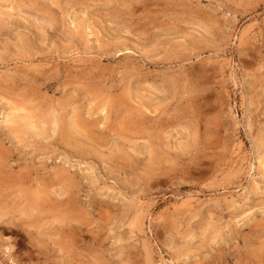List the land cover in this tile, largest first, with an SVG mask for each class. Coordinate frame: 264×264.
<instances>
[{"label":"rangeland","instance_id":"rangeland-1","mask_svg":"<svg viewBox=\"0 0 264 264\" xmlns=\"http://www.w3.org/2000/svg\"><path fill=\"white\" fill-rule=\"evenodd\" d=\"M24 1L0 0V264H264V0H56L44 44Z\"/></svg>","mask_w":264,"mask_h":264},{"label":"bare ground","instance_id":"bare-ground-1","mask_svg":"<svg viewBox=\"0 0 264 264\" xmlns=\"http://www.w3.org/2000/svg\"><path fill=\"white\" fill-rule=\"evenodd\" d=\"M6 1H10V0H6ZM23 1V0H22ZM127 1V0H126ZM20 2V1H19ZM19 2H18V5H13V6H17V9L19 10V14H21L22 16H25V18H27V19H29L32 23H33V25H35L37 28H39L40 29V31H41V34H40V37H39V41L42 43V44H44L47 40H46V37H47V29L48 28H51V27H53L54 26V23H55V17H57V15L55 14V12L57 13L58 12V10H57V8H56V6H54V5H58V3H57V1L56 0H51V2H52V4H50V5H47V6H43L42 4H43V2H41L42 4H39V6H33V5H29V4H27V5H25L24 6V4L26 3V2H35V0L33 1H31V0H26V2L23 4V6H22V4H20L19 5ZM60 2V1H59ZM122 2V1H121ZM127 2H129V1H127ZM36 4H38V3H36ZM48 4V3H47ZM74 4V3H73ZM35 5V4H34ZM60 5V4H59ZM132 6V5H131ZM71 7V6H70ZM69 7V8H70ZM131 8V7H130ZM14 9V8H13ZM16 9V10H17ZM62 9V8H61ZM110 10V9H109ZM132 11V10H131ZM126 12V11H125ZM104 14V13H103ZM110 14V13H109ZM112 14V13H111ZM111 14H110V16H111ZM115 14V13H114ZM105 16L106 17H108V15L107 14H105ZM112 17V16H111ZM110 17V18H111ZM118 18H119V15L117 16ZM116 16L115 17H112V19L111 20H113L114 22H115V24L116 25H118L119 26V21H118V18H117ZM10 18H11V14L10 13H2L1 12V16H0V34H1V32L4 30V29H6L8 26H9V24H10ZM109 18V17H108ZM57 19V18H56ZM107 21V20H106ZM57 22V21H56ZM111 21H109V23H110ZM124 22V21H123ZM113 23V22H112ZM128 25V24H127ZM34 27V26H33ZM115 27V26H114ZM118 28V27H117ZM120 28V27H119ZM115 31V30H114ZM123 31V30H122ZM127 31V30H126ZM120 33V32H119ZM78 34V33H77ZM11 85V84H10ZM150 86V85H149ZM13 87V86H12ZM4 88H7V87H4ZM14 88V87H13ZM151 88H154L155 90H157L156 92H159V94L160 93H164V92H166L167 93V90L166 89H164L163 87H161L160 85H156L155 86V84L153 85V87H151ZM6 90V89H5ZM17 90V89H16ZM8 91H10L9 89H8ZM159 94H158V96H159ZM10 95V94H9ZM30 98V97H29ZM141 98V97H140ZM16 99V98H15ZM154 99H156V98H154ZM154 99H152V100H154ZM174 99V98H173ZM10 100H11V97H10ZM9 100V101H10ZM12 100H13V98H12ZM18 100V99H17ZM69 100V101H68ZM65 99V101H63L64 102V104H70V102H73L74 101V97H71V98H69V99ZM159 100V99H158ZM161 100V99H160ZM26 101H28V100H26ZM157 101V100H156ZM15 102V101H14ZM14 102H13V104H14ZM17 102V101H16ZM22 102V101H21ZM30 102V101H29ZM77 102V101H76ZM145 102V101H144ZM154 103V102H153ZM8 104H10V103H8ZM63 104V103H62ZM25 105V104H24ZM27 105V104H26ZM25 105V106H26ZM23 106V105H22ZM24 106V107H25ZM66 106V105H65ZM150 106V105H149ZM52 107V106H51ZM14 108V111H17L18 109H17V107H13ZM21 108H23V107H21ZM29 108V107H28ZM27 108V109H28ZM25 109V108H24ZM58 110H59V107L57 108ZM148 109V108H147ZM65 110V109H64ZM27 111V110H26ZM66 111V110H65ZM9 112V111H8ZM18 112V111H17ZM21 112V111H20ZM142 112V111H141ZM141 114V113H140ZM52 115V119L51 120H49L50 122H52V125L53 126H55V128L57 127V131H58V133L59 134H64V136H69V132L67 131V127L65 128V127H62V126H60V122H61V117L58 115V113H53V114H51ZM63 115V114H62ZM66 115V114H65ZM34 116V115H33ZM49 116V115H48ZM28 117V116H27ZM43 117V119H44V116H42ZM73 117V116H72ZM75 117V116H74ZM139 117H140V115H139ZM13 119H15L17 122H19V120L20 119H23V121H24V119L25 118H23L21 115H17V114H14L13 115ZM12 119V120H13ZM32 119H34V118H32ZM42 119V120H43ZM141 120V119H140ZM27 121V120H26ZM32 121V120H31ZM40 121V120H39ZM45 121V120H44ZM66 121H68V120H66ZM35 122V121H34ZM38 122V121H37ZM69 122H71V121H69ZM139 122V121H138ZM39 123V122H38ZM37 123V124H38ZM45 123V122H44ZM72 123V122H71ZM20 124V123H19ZM26 124V123H25ZM40 124H41V122H40ZM26 125H29L30 126V128L35 132L34 134H37L38 135V137L39 136H42L43 137V135L44 134H46V132H45V129H40L35 123H33V121L31 122V123H29V124H26ZM69 124H67V126H68ZM73 124H71V126H72ZM20 126V125H19ZM45 126H47V125H45ZM22 127H23V125H22ZM43 127V126H42ZM48 127V126H47ZM74 127V126H73ZM24 128H25V126H24ZM45 128V127H44ZM51 128H53V127H51ZM69 128V127H68ZM26 129H28L27 128V126H26ZM22 130V129H21ZM46 130H47V128H46ZM70 130H73V131H75L76 133H81V130H79V129H74V128H71ZM32 131V132H33ZM48 131V130H47ZM55 131H56V129H55ZM72 132V131H71ZM21 133V132H20ZM48 133V132H47ZM55 133V132H54ZM57 133V132H56ZM46 135H48V134H46ZM60 136H62V135H60ZM41 137V138H42ZM45 137V136H44ZM73 137V136H72ZM46 138V137H45ZM66 138V137H65ZM77 138V137H76ZM37 139V138H36ZM47 139V138H46ZM114 145V144H113ZM122 150V149H121ZM75 151V150H74ZM78 151V150H77ZM85 154V153H84ZM117 154V153H116ZM78 155V154H77ZM84 156V155H83ZM101 156V155H100ZM116 156V155H115ZM102 158V157H101ZM121 158V157H120ZM119 158V159H120ZM103 161V160H102ZM67 170V169H66ZM4 192V191H3ZM20 193V192H19ZM22 200V199H21ZM23 201V200H22ZM32 204V203H31ZM6 208V207H5ZM4 209V208H3ZM32 210H34V208L32 209ZM35 212V211H34ZM8 213V212H7ZM5 214V213H4ZM217 232V231H216ZM262 232V231H261ZM212 235V234H211ZM258 237V236H257ZM261 244V243H260ZM256 250V249H255ZM263 255V254H262ZM258 257V256H257ZM261 260H262V258H261ZM258 261H260V259L258 260ZM263 261V260H262ZM256 262V261H255ZM260 264H261V262H260Z\"/></svg>","mask_w":264,"mask_h":264}]
</instances>
